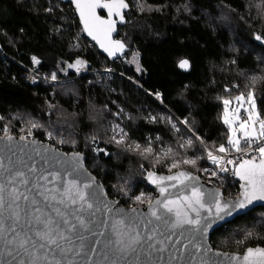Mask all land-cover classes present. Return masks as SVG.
<instances>
[{
    "label": "trees",
    "instance_id": "obj_1",
    "mask_svg": "<svg viewBox=\"0 0 264 264\" xmlns=\"http://www.w3.org/2000/svg\"><path fill=\"white\" fill-rule=\"evenodd\" d=\"M128 1L120 37L128 52L113 61L83 35L71 3L0 0V132L83 152L110 197L133 206L136 196L154 195L149 171L200 174L210 149L233 150L223 100L253 91L264 119V41L255 39L264 37V0ZM33 56L63 81L28 83L20 62ZM184 59L189 72L179 68ZM78 60L87 68L69 67ZM120 129L127 135L118 145ZM224 193L238 196L239 183L229 179ZM212 243L231 252L264 246V206L221 227Z\"/></svg>",
    "mask_w": 264,
    "mask_h": 264
},
{
    "label": "water",
    "instance_id": "obj_2",
    "mask_svg": "<svg viewBox=\"0 0 264 264\" xmlns=\"http://www.w3.org/2000/svg\"><path fill=\"white\" fill-rule=\"evenodd\" d=\"M64 3H71L76 9L72 0H60ZM129 4V2L126 0ZM124 13V21L120 22L118 16L113 15L111 19L116 20L115 31L111 33V41H120L125 45L123 50L115 51V54L110 56L104 48L101 47L97 40H94L92 36L84 30V24L81 22L79 12L76 9L81 26L87 38L94 42L101 53L108 57L110 60H116L124 57L128 52V46L120 38V27L127 23V12L129 8L122 10ZM96 15L103 20H108V10L106 8H96ZM100 39L108 44L103 33H99ZM111 46V45H109ZM184 72H189L190 67L185 70L180 68ZM14 139L9 142L6 139V135L0 132V161L3 162L4 168L0 169V183H6V177L10 176L9 169L11 171H22L26 174L29 184L27 186L17 184L16 187L19 191L29 196V200L25 201L21 197L18 201L20 206V215L22 217L20 227L29 235L32 233L29 231L28 223L32 220L34 215H40L41 218L50 216L53 220L61 224V228L65 229L60 218L56 216L53 211V207L59 208L64 212L68 219L72 223H76L75 215H80L84 218L88 224L87 229H82L77 225L76 229L72 232H65L66 235L71 236L73 252H69L67 257L57 254L55 257L51 252L48 253V261H54L60 259L62 264H67V261H71V264H242V258L246 254L247 249L243 252H231L222 249L215 248L212 243L213 234L221 227L225 226L229 222L233 221L237 217L244 215L258 207L264 206V201H253L244 209H236L232 211L231 215L221 213L220 216L216 215L215 201L228 202L229 204L235 203L238 199H243L245 182L236 176L239 182L240 194L234 198L225 196L224 190L216 185L209 184L204 181L197 173H193L188 169H180L171 173H160L155 170L149 171L155 173L157 177H167L176 175L179 172L190 173L192 177H198L199 179L185 180L183 183L177 181L164 180L159 186L151 183L148 179V173L146 174V182L152 190L155 192V197L150 203L155 205L157 200H176L179 201L174 206L173 212L168 213L164 209H159L160 213H163L164 219L167 220V224L162 221L156 220L151 216L149 211V205H133L126 206L118 198H111L109 195V187L102 183L100 179L90 171L87 165V156L81 151L67 152L62 150L58 146L41 140L39 138L21 139L22 136L10 135ZM79 153L82 156V169L73 171L74 154ZM256 158L259 162L260 158ZM35 166L36 171H30V167ZM49 173H58L59 178L53 180L52 176H48V181H40L42 187L34 188L33 184L35 179L39 175H48ZM90 178H94L96 184L102 186L101 189H97L93 196V202L95 204L96 197H99L100 201L109 204L113 209L112 212H105L103 203L99 204L100 211H95L87 208L81 210L79 204L71 205L60 204L57 201L61 198V193L67 186V181L77 180L80 187H83L84 183L90 181ZM50 181V182H49ZM175 185V187H172ZM95 184L93 188H95ZM165 187L167 191L161 195L159 188ZM193 187L198 188L202 193V200L204 202V208H199L200 216L197 217L196 212H193L187 207V202L184 197H190ZM89 193H92V189H87ZM38 192H45L46 195L56 196V200H45L43 196L38 195ZM35 200L36 203H32ZM39 208V213L35 212V209ZM135 208L137 211L132 212ZM179 209L181 213L187 212L188 215L193 218H199L201 224H210L211 227L207 231H198L199 226L184 224L182 227L173 228L171 224L175 221V212ZM211 209V211H209ZM117 210H122L117 212ZM222 217V218H221ZM123 218L125 222V234L121 237L125 244L129 242V234L127 225H131L135 232L131 235H135L136 232L142 237L140 244H134L136 250L133 252L130 249L124 252H117L116 248L109 243V240L115 241L116 236L112 231V224L115 219ZM0 220L4 222V226L7 228L11 221L8 219V212L0 213ZM101 233H103L101 235ZM6 235V234H5ZM151 235L153 239L149 240L147 237ZM80 255H75L74 252L80 249ZM152 245L153 247H149ZM5 241L0 238V264H17V261H13L12 257L5 255ZM249 248L257 249L264 248V246H252ZM160 249H164L161 251ZM38 253V254H42ZM239 258V259H237ZM27 262L28 257H23ZM38 264H47V261L40 260Z\"/></svg>",
    "mask_w": 264,
    "mask_h": 264
},
{
    "label": "snow or ice",
    "instance_id": "obj_3",
    "mask_svg": "<svg viewBox=\"0 0 264 264\" xmlns=\"http://www.w3.org/2000/svg\"><path fill=\"white\" fill-rule=\"evenodd\" d=\"M72 2L75 4L76 9L79 12L81 22L84 24V30L88 33V35L92 36L94 40H97L101 47L104 48V50L107 51L110 56L114 55L115 51L124 49L125 45L123 43L120 41H111L110 37L111 33L115 31V25L117 23V21L111 19V17L116 15L119 17L120 22L124 21V13L122 10L129 8V4L126 2V0H72ZM98 7L106 8L108 10V20H103L98 15H96L95 9ZM101 32L108 41V44L100 39L99 33ZM255 39L258 41H264V37L260 35H256ZM32 60L34 63H39V60H37L36 57H32ZM234 62L235 61H233V63ZM80 63L82 62L78 60L77 64ZM69 67H72V65H69ZM179 67L187 70L190 67L189 60L184 59L180 61ZM137 70H140L139 66L137 67ZM52 79H56L55 74L52 75ZM235 99L241 103V106L243 103H248L250 105L248 109H245V111L248 113L247 119L240 121V130L243 133V139L246 141L245 146H242L240 138L235 136L236 129L231 128L233 120L229 119L228 106L231 101L228 99L223 100V104L225 106L224 123L229 125L232 130V136L228 138V144L231 145L235 151L244 152L245 147H251L254 138L256 140L264 138V119H261L259 112L256 111V100L253 91H249L247 93V97H245L244 94H240L236 96ZM257 123L259 124L258 131L255 127ZM33 126L35 127V125ZM3 131L6 134V139L9 142H12L14 138L10 135H7L8 129L5 128ZM120 132L123 133V135H121L119 139H116L115 136L112 137V139L118 145L124 144L125 137L127 135L123 132V129H120ZM49 135H51V133ZM4 138L5 137H0V139ZM21 139L25 138L22 137ZM189 144H191V141H189ZM139 147V145H136L137 149H139ZM98 151L104 152V149H98ZM144 151L150 153L152 149L146 148ZM217 151L220 153H226L228 148L221 144ZM254 151L259 153V162L256 161L255 157H252L248 160L242 161L234 170V174L239 176V178L245 182L243 185V199H238L232 204L216 200L215 208L217 216H220L221 213L231 215L233 210L244 209L248 205L252 204L253 201H264V145L255 148ZM104 154L109 155L107 152H104ZM208 158L211 159L213 163L221 165L220 171H227V169L222 166L223 157L216 156L213 155L212 152H208ZM73 159V171L82 169L83 158L81 154L75 153ZM183 163L195 165L196 161L184 160ZM227 163L231 164L233 161L229 160ZM171 167L175 168L177 167V164L173 163ZM3 168L4 164L2 161H0V169ZM8 171L10 172V176L5 178L6 183H0V213L7 211L8 219L11 221L9 226L6 228L4 226V222L0 220V238H3L5 241V255L12 257L13 261H17V258H19L17 264H38L40 260L47 261V264H62L60 259L48 261V253L51 252L54 257L59 254L66 258L69 252H73V249L70 247L72 238L71 236L66 235L65 232L74 231L77 225H79V227L82 229H87L88 224L85 222L82 216L75 214L74 218L76 223H72V221L68 219L64 212H62L59 208L53 207V211L55 212L56 216L60 218V221H62L66 228L62 229L61 224L53 220L50 216L41 218L40 215H34L32 220L28 223L29 231L32 233V235H29L28 232H25L23 228L20 227L22 217L20 215V206L18 203L21 197L23 200L28 201L29 196L20 192L19 188L16 187L17 184L27 186L29 184V180L26 174L22 171L17 170L13 172L10 169ZM30 171L35 172V166H31ZM212 175L215 176L216 173H212ZM48 176H52L53 180L59 178L58 173H49L47 176L39 175L36 177L33 187H42L40 181H48ZM148 179L151 181V183L159 186L164 180L183 183L185 180L199 178L192 177L190 173L185 172H179L176 175L167 177H157L155 173L149 172ZM94 184L96 185L95 188H93ZM172 187H175V185H172ZM101 188L102 186L96 184L94 178H90V181L84 183L83 187H80L77 180H69L67 181V186L61 193V198L57 202L60 204H65L66 207L68 204H79L81 210L85 208L89 210L94 209L93 215L95 214V211H100L99 204L103 203L104 211L112 212L113 209L109 206V204L100 201L99 197H96L95 204L93 202V196L95 195L96 190ZM87 189H92V193H89ZM159 191L161 195H163L167 191V188L160 187ZM38 195L43 196L45 200H56L55 195L49 196L46 195L45 192H38ZM135 199L142 202L141 196H136ZM184 200L187 202V207L193 212H196L197 217H199L200 213L198 209L204 208L205 206L202 200V193L199 191V189L193 187L191 196L184 197ZM32 203H36V201L32 200ZM178 203L179 201L170 199L157 200L155 205H149V211L151 216L156 220L167 224V220L164 219L163 213H160L159 209L162 208L166 212L172 213L174 206ZM40 211L41 210L39 208L35 209L36 213H39ZM120 211L122 210H117V212ZM136 211L137 210L135 208L132 209L133 213ZM209 211H211V209H209ZM175 216L176 219L171 224V227L173 228L182 227L184 224H188L199 226L197 229L198 231H207V229L211 227L210 224L202 225L199 218L193 219L188 215L187 212L181 213L179 209L176 210ZM126 227L129 234V242L127 244H125L124 240L121 238L125 234L124 219L120 218L113 221L112 231L117 238L115 241L109 240V243L116 248L117 252H124L128 249L134 252L136 249L132 247V245L140 244L142 242V237L138 232H136L135 235H131L132 232H135V229L131 225H127ZM102 234L103 233H101V235ZM147 239L151 240L153 237L149 235ZM82 247L83 246L81 245L80 249H77L74 254L80 255V250ZM149 247L153 246L149 245ZM41 250H43L42 254H38L41 253ZM160 250L163 251L164 249ZM25 256L28 257L27 262L23 259ZM67 264H71V261H67ZM242 264H264V248H248L246 254L242 258Z\"/></svg>",
    "mask_w": 264,
    "mask_h": 264
},
{
    "label": "built area",
    "instance_id": "obj_4",
    "mask_svg": "<svg viewBox=\"0 0 264 264\" xmlns=\"http://www.w3.org/2000/svg\"><path fill=\"white\" fill-rule=\"evenodd\" d=\"M85 33L83 32V35ZM121 36V33H120ZM37 58V60H39V63H34L33 60L31 61V67L28 71V73H26L27 76V82L30 84H35L37 81H39L41 78H43L42 76V64L43 61L41 58L35 56ZM49 82L51 84H55L58 83L59 81L57 79L53 80L52 77L51 79H49ZM248 113L245 111L243 113V116L247 118ZM27 138L29 139H34L35 137L33 136V134H28L26 135ZM51 143L50 139L48 138V140H45ZM264 145V139H260V140H253L251 147L249 148L248 151L245 152H240V153H234L233 151H227L226 153H220L215 149H210L209 152H212L213 155L216 156H221L223 157V162H222V166L227 169V171H220V164H216L213 163L212 160L210 159L211 164L209 166L206 167V169L200 174L201 178L208 182L209 184H213L216 185L220 188H222L224 190V187L227 183V181L229 179H234V181L238 182L236 179V175L234 174V170L236 167L239 166V164L244 161V160H248L252 157H257L260 158L259 153L254 151L255 148ZM233 161V163L229 164L227 163V161ZM212 173H216L215 176L212 175ZM239 183V182H238ZM240 194V188H239V193ZM233 198V197H231ZM142 200L144 201L143 206H146L150 200L147 198H142Z\"/></svg>",
    "mask_w": 264,
    "mask_h": 264
},
{
    "label": "rangeland",
    "instance_id": "obj_5",
    "mask_svg": "<svg viewBox=\"0 0 264 264\" xmlns=\"http://www.w3.org/2000/svg\"><path fill=\"white\" fill-rule=\"evenodd\" d=\"M121 37V36H120ZM82 63L80 64H73L71 68H75V69H78V70H84L85 68H87V64L84 62V61H81ZM97 72L99 71H92L90 73H94L96 74ZM24 76H26V73H24ZM230 107V108H229ZM229 107H228V110H229V119H232L233 120V123H232V126L231 128H234L236 129V133H235V136L237 138H240V142H241V145L245 146L246 145V141L243 139V133L242 131L240 130V121L241 120H244V119H247L246 117L243 116V113L245 112V109H248L250 107V105L248 103H243V105L241 106V103L238 102L237 100L235 101H232L230 104H229ZM256 111H257V104H256ZM258 112V111H257ZM257 131L259 130V124L257 123L255 125ZM230 128V132H231V136H232V130ZM264 139V138H262ZM253 140H256L255 138ZM257 141V140H256ZM250 147H245V151H248ZM210 151V150H209ZM230 151H233L234 153H240V152H237L235 151V149L233 150H230ZM244 151V152H245ZM201 174V173H200ZM199 174V175H200ZM142 198H147L150 200V202L148 204H150L154 197H155V192H154V195H151V194H144L141 196ZM144 201L142 200L139 201L136 205H143ZM147 204V205H148Z\"/></svg>",
    "mask_w": 264,
    "mask_h": 264
},
{
    "label": "bare ground",
    "instance_id": "obj_6",
    "mask_svg": "<svg viewBox=\"0 0 264 264\" xmlns=\"http://www.w3.org/2000/svg\"><path fill=\"white\" fill-rule=\"evenodd\" d=\"M128 1V0H127ZM129 2V1H128ZM129 5H130V9H131V4H130V2H129ZM75 9V8H74ZM75 11H76V9H75ZM77 13V12H76ZM128 13L129 12H127V14H126V17H127V22H128ZM78 16V15H77ZM79 18V17H78ZM127 24V23H126ZM125 24V25H126ZM124 25V26H125ZM122 27V26H121ZM121 27H120V30H121ZM86 36V35H85ZM87 37V36H86ZM92 42V41H91ZM92 43H94V42H92ZM33 57H35V56H33ZM37 57H39V56H37ZM40 58V57H39ZM120 60H122V59H124V57H121V58H119ZM117 60V59H116ZM31 61H32V59H31ZM114 61V60H113ZM20 64H22V66L25 68V72L24 73H28V71H29V69H30V67H31V64L30 65H25L24 63H21L20 62ZM42 68V67H41ZM180 68V67H179ZM181 70V69H180ZM105 72H112V73H115L116 71L115 70H113V69H106V70H104ZM182 71V70H181ZM184 72V71H183ZM42 73V76H43V78H41L39 81H37L36 83H38V82H43L44 84H46V85H51V83L49 82V79H51V76H48V75H46L45 73H43V72H41ZM119 74L120 75H122L123 76V74L122 73H120L119 72ZM25 78H26V80H27V76H25ZM59 82H61V81H63V80H60V79H57ZM35 83V84H36ZM32 85H34V84H32ZM227 90H230V88H228ZM161 96V94H159V97Z\"/></svg>",
    "mask_w": 264,
    "mask_h": 264
}]
</instances>
